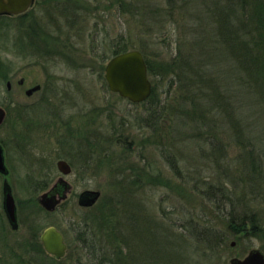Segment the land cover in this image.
I'll return each instance as SVG.
<instances>
[{"label": "rangeland", "instance_id": "obj_1", "mask_svg": "<svg viewBox=\"0 0 264 264\" xmlns=\"http://www.w3.org/2000/svg\"><path fill=\"white\" fill-rule=\"evenodd\" d=\"M227 1L176 0L170 10L164 0H35L26 18L0 20L2 60L18 40L65 90L53 103L0 98L18 204L14 232L0 212L3 264H229L264 254V95L257 82L243 89L232 50L218 59L200 43L217 38ZM231 33L226 46L237 49ZM117 43L147 61L151 100L133 105L104 84ZM58 160L71 168L69 192L47 214L36 198ZM84 191L100 193L93 206L78 204ZM49 227L67 245L61 260L39 243Z\"/></svg>", "mask_w": 264, "mask_h": 264}, {"label": "water", "instance_id": "obj_2", "mask_svg": "<svg viewBox=\"0 0 264 264\" xmlns=\"http://www.w3.org/2000/svg\"><path fill=\"white\" fill-rule=\"evenodd\" d=\"M33 0H0V15H18L25 13L31 7ZM104 80L111 93L131 104H140L151 95V83L148 80L147 68L142 54L137 50H130L110 58L104 67ZM57 167L64 175L70 168L64 161H59ZM64 184L63 195L58 199L50 197L49 193L40 196L39 204L46 211H53L56 205L67 197L69 186ZM100 193L97 191H84L78 197V204L83 207L93 206ZM7 211L14 221L13 201L7 198ZM264 229V227H263ZM44 250L61 258L65 254L66 245L63 236L55 228H47L41 235ZM229 264H264V254L258 250H251L243 259L232 258Z\"/></svg>", "mask_w": 264, "mask_h": 264}, {"label": "flooded vegetation", "instance_id": "obj_3", "mask_svg": "<svg viewBox=\"0 0 264 264\" xmlns=\"http://www.w3.org/2000/svg\"><path fill=\"white\" fill-rule=\"evenodd\" d=\"M34 3H35V0H33L31 7L25 13H21L18 15L1 14L0 20L5 19V20L12 21V20L21 19V18L24 19V18H26L28 12L35 5ZM1 35H2V33L0 30V51H1V47H2ZM19 42L20 43L22 42L21 39L19 40ZM10 43H11V41H10ZM11 45H12V43H11ZM13 46H14V48L11 49V57L13 60L9 64H6L0 56V88H2V89H0V98H3L5 100L8 99V101L10 102V106L15 107L16 104H14V103L17 102V100L19 98H21L22 95L27 100H31V99L35 100L36 99V100H40V102H42V103H45L47 100L52 102V100H54L57 97L56 95L59 92L62 93V91H65L62 88H59L57 80L53 76V74L51 75L50 73H47V71H49L47 64H44V63L39 64L35 59L34 60L31 59V57H29L27 55L26 51L21 50L22 48L21 49L19 48L20 46L18 45V40H17V42L15 41L11 47H13ZM15 60H19L20 63L15 64L14 63ZM53 66L54 65H52V67ZM37 67H39V68L41 67L42 69L41 70L37 69ZM35 68H36V70H35ZM33 71H36L37 76L41 75L42 78L39 81L37 78H33L34 77V75L32 74ZM50 71H51V68H50ZM23 72L26 73V74H24L25 76H20V74ZM3 85H4V89L2 87ZM5 116H6L5 110L0 105V128L4 123ZM59 161H63V160H58L57 163ZM57 163H56V168L58 171V175L53 180V183L48 188L45 186V188L43 189V192L36 198L38 204L40 201V196L44 193H49L50 197L55 198V199H58L60 196L63 195V190H64V187H63L64 184L63 183L66 182L64 178L67 177L71 173V168L69 167L70 172L68 174L64 175L58 169ZM10 173H11L10 167L8 164V153L6 156L3 144L1 143V140H0V183H1V185H0V212L3 216V219H4L3 221L5 222L8 229L10 231L14 232V230H16V228H18L17 227L18 226V223H17L18 204L14 199V196H13L12 191H11V186L9 184V178L11 177ZM42 182H43V180H42ZM44 182L46 183L47 180H44ZM36 187H38V189H39V185ZM8 197L9 198L11 197V199L13 201L14 221H12L10 216L8 215V211H7V198ZM65 200H66V198L64 200L60 201L56 205V207L53 211L44 210L40 206V204H39V207H41L45 212H47V214H51V213H54L56 211V209H58V207ZM0 228L4 229V224H2L1 221H0ZM42 233L43 232H41V234L39 235V243L42 246L43 252L46 255H48V256L56 259V260H61L62 258H64L66 251H67V245H66L65 241H64V243L66 245L65 254L61 258H56L55 256L48 254L44 250V247H43V244L41 241ZM63 240H64V238H63ZM5 261L6 260H4V258L0 255V264H3Z\"/></svg>", "mask_w": 264, "mask_h": 264}, {"label": "trees", "instance_id": "obj_4", "mask_svg": "<svg viewBox=\"0 0 264 264\" xmlns=\"http://www.w3.org/2000/svg\"><path fill=\"white\" fill-rule=\"evenodd\" d=\"M164 1L166 3V6L170 10L174 9L175 7L174 4L176 3V0H164ZM228 1L226 3L227 5L223 7V11L220 14H217L218 17L217 25L219 26V28L217 29L218 31L217 38H213L210 36V38L207 37L206 39V37H204L205 39L204 38L200 39V43L202 44L207 43L208 45L212 46V49L214 48L217 49L216 54L218 59L219 58L227 59V55L230 56L228 52L232 50L236 54L235 56L237 57L235 58V60L237 61L235 65L236 66L235 72L238 73L239 70L242 73L246 72V76H243V81L245 83V85H243V89L246 91L248 90L249 93L251 94L252 90L249 87V83L251 84L252 81L254 83L257 82L258 83L257 85L260 88V91L263 96L264 95V29L260 31V28L262 23L264 22V0H239L240 4L238 3L237 7L229 4ZM233 15L236 16L234 21H232ZM252 20L255 23L257 22L261 23L259 27H257V25L252 26ZM231 32H233L234 36L236 37V40H238L237 43L235 44V46H237V49H229L227 47L228 41L232 36ZM129 50L130 49L125 47V45H123L122 43L114 44L112 45V52H111L112 54L110 58ZM232 59L234 60V56L232 57ZM226 62L227 61H225V63ZM145 64L147 66L146 60H145ZM222 66L227 67L225 64ZM227 69H229V66ZM147 70L150 71L149 69ZM205 83H209V85L212 86V79L208 78L205 81ZM153 95H154V90L152 89L151 96L147 100L148 101L151 100ZM211 98H215V100L217 99L215 101L216 102L215 105L219 104L218 99H222L221 95L216 97V94L211 96ZM160 113H162V111ZM232 224L235 225L237 224L238 227H242L248 223L235 221ZM251 229H254V231L256 230L254 227H252ZM102 261L103 264L104 260Z\"/></svg>", "mask_w": 264, "mask_h": 264}, {"label": "bare ground", "instance_id": "obj_5", "mask_svg": "<svg viewBox=\"0 0 264 264\" xmlns=\"http://www.w3.org/2000/svg\"><path fill=\"white\" fill-rule=\"evenodd\" d=\"M233 222H235V220H233Z\"/></svg>", "mask_w": 264, "mask_h": 264}]
</instances>
